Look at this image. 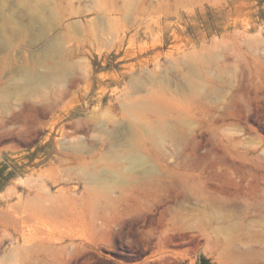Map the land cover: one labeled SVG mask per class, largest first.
I'll return each mask as SVG.
<instances>
[{"label":"rangeland","instance_id":"obj_1","mask_svg":"<svg viewBox=\"0 0 264 264\" xmlns=\"http://www.w3.org/2000/svg\"><path fill=\"white\" fill-rule=\"evenodd\" d=\"M0 264H264V0H0Z\"/></svg>","mask_w":264,"mask_h":264},{"label":"bare ground","instance_id":"obj_2","mask_svg":"<svg viewBox=\"0 0 264 264\" xmlns=\"http://www.w3.org/2000/svg\"><path fill=\"white\" fill-rule=\"evenodd\" d=\"M26 76H27V75H26ZM24 78H25V77H24ZM24 78H23V79H24ZM26 78H27V77H26ZM30 78H31V77H30ZM23 85H24V83H23Z\"/></svg>","mask_w":264,"mask_h":264}]
</instances>
